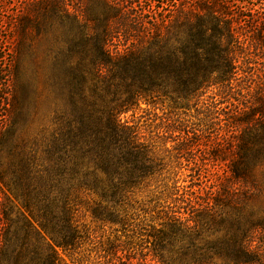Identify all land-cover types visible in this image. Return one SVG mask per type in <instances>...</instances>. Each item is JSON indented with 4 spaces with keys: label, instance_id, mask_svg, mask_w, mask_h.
<instances>
[{
    "label": "trees",
    "instance_id": "obj_1",
    "mask_svg": "<svg viewBox=\"0 0 264 264\" xmlns=\"http://www.w3.org/2000/svg\"><path fill=\"white\" fill-rule=\"evenodd\" d=\"M52 2L32 1L37 9L16 25L13 67L0 71V92L10 90L0 96V264L84 262L93 240L80 220L85 213L97 230L110 231L99 241L101 264L259 263L251 242L264 214L246 212L250 197L240 193L258 187L252 197L264 194V96L246 111L198 106L211 87L228 94L236 79L243 48L229 0H181L174 9L155 1L149 20L134 0ZM126 13L128 24L116 26ZM42 16L62 28L50 110L24 64L29 48L37 49L31 40L44 30ZM249 22L259 28L249 38L264 48V13ZM117 38L124 51L110 50ZM195 98L197 114L215 122L202 118L217 129L211 157L202 159L227 163L221 181L197 162L205 129L179 119ZM166 99L173 101L167 110ZM137 109L140 117L123 119ZM158 139L173 148L155 145Z\"/></svg>",
    "mask_w": 264,
    "mask_h": 264
},
{
    "label": "rangeland",
    "instance_id": "obj_2",
    "mask_svg": "<svg viewBox=\"0 0 264 264\" xmlns=\"http://www.w3.org/2000/svg\"><path fill=\"white\" fill-rule=\"evenodd\" d=\"M32 1L33 0H0V55H4V57L0 59V71L2 69L9 70L13 67V65L11 66V64L13 63V55L11 54V49L15 47V44L17 42L18 33L16 25L18 24L19 19L25 17V13L35 12L37 7L31 6ZM49 1L52 2V0ZM69 1L71 4H77L78 1L82 0ZM115 1L119 2L120 0ZM155 1H157L158 7H166L168 4V8L174 9L176 8L175 5L181 0H134V5L138 7V14L145 12V19H151L155 12ZM51 5L53 6V4ZM228 5L230 6L232 16L235 19V23H237L239 27V40L241 41L240 48H243V52H241L240 56H238L235 60L237 73L232 91L226 94L222 93L218 86L211 87L200 97L198 106L201 107V111H203V107H207L208 103H214L220 109L228 107L229 109H231V111L237 110L239 108L246 111L249 106L257 103L260 99H262L260 97L264 96V48H262L254 40L249 38L250 35L255 34L254 31L256 32L259 30L257 26L253 28L251 27L249 16L257 10H260L264 13V0H229ZM52 6L45 7V10L47 12L53 11L54 8ZM168 13L169 12L167 11V13L165 14ZM173 14H168V17ZM128 18L130 17L129 15H127V13L121 15L116 20L115 25L117 26L118 24L126 21V23L128 24ZM136 18L140 19L138 18V16ZM39 20L44 23L43 28L45 31L43 30L41 34L34 35V37L32 36L31 41L36 44L37 49L35 51H32V48H29V53L27 54L24 64H26L28 68L31 67L33 71L36 93L42 101V106L45 110H50L54 107V99L50 85V76L52 74V59L55 55L56 41L59 38V34L62 28L61 22H59L54 17L46 16V20H44V17L42 16ZM132 24H134V22H132ZM122 43L124 42L120 41V39L117 38L115 39V41L110 43L109 48L110 50H113L115 52L117 50L124 51L125 46ZM1 75L6 79V83L9 82L10 77L8 73H4ZM8 89L9 88H7L5 85L4 92L7 93L8 91H10ZM4 94L3 92H0V96H3ZM197 101L198 100L195 98L191 102V106H194L193 108L184 110L182 109L183 111H179L181 112L179 119L193 124L192 130L205 129V133H200L202 142L196 148V158L198 159L197 162L202 168H206L209 171V174L212 175L215 181H221L220 179H224V177H226L225 175L228 174L227 163H225L224 161H214L212 160V158L209 160L202 159V155H204L206 158L211 157L208 156V153L212 149L211 146L213 145L214 135H216L217 129H212V127L206 129V126L203 125L204 122L202 121V118H206L209 123L212 121V126H214L215 122L211 116L206 117L207 114L205 112H201L200 115L197 114L198 111L195 110V102ZM169 103L173 104V101H171L170 99H166L167 105L164 106L165 110H167ZM143 106L146 105L143 104ZM0 107L1 109L2 107L4 108V104L0 103ZM156 111L160 114H163L164 112L163 109ZM218 111L221 112V110L219 109ZM141 114L142 110L137 109L134 112L131 111L124 114L122 117L124 120H134V118L140 117ZM164 116L165 118H168L166 115ZM219 118H222L221 120H223L224 116L219 115ZM217 122H220V120H217ZM3 123L4 122L2 118V120H0V125ZM145 133V135L148 136L147 132ZM164 142L163 140L158 139L155 142V145L160 144L163 149L167 150H171V148H173V142ZM224 151H228V153L233 155V145L227 144L226 142ZM164 153L168 155L167 151H164ZM259 175H261V173H259ZM211 183L212 182L210 180L208 184L211 185ZM257 188L258 187H255V189L253 187H247L246 190L241 191L240 194L242 195L246 191V197H250L249 199L246 198V212H248V209H254L255 212L261 211V213L264 214V194H262L259 198L252 197L253 195H255ZM215 189H217V187ZM1 196H3V193L0 190V197ZM91 219V215H87V213H85V215L80 219L82 224L87 226V228L91 230L93 239L92 241L87 242V245L84 248L86 259L83 257L84 262L80 261L78 263L76 261L74 263L70 261V264L103 263V261H101L99 241L103 240L104 237H107L110 231L105 232L103 230L104 232H100L95 227L97 226L96 223L92 222ZM247 223L248 222L246 221V224ZM251 246L255 247L260 252V262L256 264H264V229H262L260 233H257L254 236V241L251 242Z\"/></svg>",
    "mask_w": 264,
    "mask_h": 264
}]
</instances>
